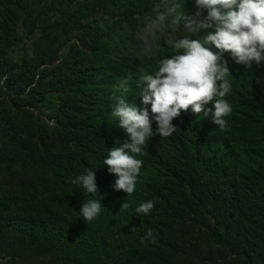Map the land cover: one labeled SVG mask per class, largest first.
I'll list each match as a JSON object with an SVG mask.
<instances>
[{
    "label": "trees",
    "instance_id": "obj_1",
    "mask_svg": "<svg viewBox=\"0 0 264 264\" xmlns=\"http://www.w3.org/2000/svg\"><path fill=\"white\" fill-rule=\"evenodd\" d=\"M159 1L131 0L132 15H147ZM6 39L0 43V264H264V70L255 62L245 68L224 54L232 75L227 127L214 125L211 114L182 111L172 121L177 130L154 135L137 156L143 166L129 196L114 190L116 176L103 164L115 141L130 142L118 118L113 125L104 116H112L126 72L114 59L104 57L97 68L83 57L56 76V54L39 38L32 56L14 65L3 54L19 44ZM165 41L157 49L162 58L172 54ZM47 71L64 93L51 128L41 123L38 105ZM97 76L105 89L99 94L84 86ZM124 95L150 110L134 80ZM88 169L96 174L95 196L71 183ZM91 199L101 202V212L85 222L79 210ZM147 200L154 204L150 213L137 214ZM148 229L155 242L142 243Z\"/></svg>",
    "mask_w": 264,
    "mask_h": 264
},
{
    "label": "clouds",
    "instance_id": "obj_2",
    "mask_svg": "<svg viewBox=\"0 0 264 264\" xmlns=\"http://www.w3.org/2000/svg\"><path fill=\"white\" fill-rule=\"evenodd\" d=\"M195 3L198 9H207L205 17L201 18L200 11L186 15L180 5L174 4L167 12L149 18L140 29V47L135 54L150 55L154 49H159L165 35L172 54L159 59L153 73H142L134 78L129 72L117 84L121 95L115 97L112 115L118 118V126L130 142L115 141L119 146L108 150L103 164L108 173L116 176L114 190L126 195L136 191L143 166V160L137 156L145 152L154 135L171 136L177 130L172 121L182 111L190 108L194 114H211L214 125L220 129L227 127L226 117L232 113V105L226 97L232 89L228 79L232 75L223 59L225 53L245 68H250L253 62L264 63V0H195ZM169 21L172 25H182L186 34L166 33ZM133 80L141 103L150 105V110L138 108L125 98ZM153 121L157 126L155 132ZM71 183L79 184L93 196L98 192L96 174L91 169ZM153 207V201L147 200L135 211L147 215ZM101 208L100 201L91 199L81 205L79 213L83 221L91 222ZM145 241L155 242L153 229L146 231L141 242Z\"/></svg>",
    "mask_w": 264,
    "mask_h": 264
},
{
    "label": "rangeland",
    "instance_id": "obj_3",
    "mask_svg": "<svg viewBox=\"0 0 264 264\" xmlns=\"http://www.w3.org/2000/svg\"><path fill=\"white\" fill-rule=\"evenodd\" d=\"M58 4L60 10L56 14L53 10H56ZM174 4L180 5L186 15L205 10L198 9L195 0H161L155 8L147 11V15L144 13L142 16L132 15L131 0H0V31L8 36L7 39L0 36V43L6 39L9 44H19L16 53L13 51L4 53L3 60L15 65L23 58H30L39 38L43 48L48 47L56 54L53 65L56 76L60 72L69 71L67 64L70 59L81 60L83 57L95 63L97 68L103 64L101 61L105 57L106 60L114 59L117 68L126 74L131 72L135 77L142 73L151 74L156 70L162 57L157 49L147 56L135 54V50L140 47L138 39L140 29L149 18L167 12ZM146 7L148 8V5ZM51 12H54L51 15L53 21L47 22V16ZM55 16L57 19L54 20ZM24 29L30 31L28 37H25ZM167 32L175 33L177 36L186 34L182 25H172L170 21ZM166 39L167 35L160 40V44ZM75 48L78 52L74 50ZM257 66L264 70V63ZM49 74L48 71L43 74L45 93L38 105L44 111L41 123L51 128L53 126H50V123L64 93L59 92L60 79L52 78ZM84 86L87 91L93 90L98 94L105 90L102 87L101 76L86 80ZM66 90H71V95L76 93L72 87L65 88L64 91ZM102 95L103 93L99 98ZM71 99L82 106L85 105L80 98L75 99L74 95ZM98 106L99 104L94 107ZM104 116L115 125L116 117L108 112L104 113ZM203 221L205 224L204 217ZM209 223V219H206V224Z\"/></svg>",
    "mask_w": 264,
    "mask_h": 264
},
{
    "label": "built area",
    "instance_id": "obj_4",
    "mask_svg": "<svg viewBox=\"0 0 264 264\" xmlns=\"http://www.w3.org/2000/svg\"><path fill=\"white\" fill-rule=\"evenodd\" d=\"M54 125V121L52 120L51 123H50V126H53Z\"/></svg>",
    "mask_w": 264,
    "mask_h": 264
}]
</instances>
